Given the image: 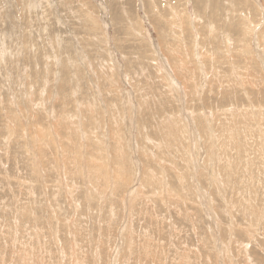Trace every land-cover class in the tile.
<instances>
[{"label": "rangeland", "instance_id": "rangeland-1", "mask_svg": "<svg viewBox=\"0 0 264 264\" xmlns=\"http://www.w3.org/2000/svg\"><path fill=\"white\" fill-rule=\"evenodd\" d=\"M263 38L264 0H0V264H264Z\"/></svg>", "mask_w": 264, "mask_h": 264}, {"label": "bare ground", "instance_id": "bare-ground-1", "mask_svg": "<svg viewBox=\"0 0 264 264\" xmlns=\"http://www.w3.org/2000/svg\"><path fill=\"white\" fill-rule=\"evenodd\" d=\"M213 5V4H212ZM12 9H14V8H12ZM212 9V8H211ZM208 10V9H207ZM204 11V10H203ZM206 12V11H205ZM220 15V14H219ZM262 15V14H261ZM223 16V15H222ZM216 17V16H215ZM223 19V18H222ZM232 23V22H231ZM244 23V22H243ZM232 26V25H231ZM235 26V25H234ZM236 27V26H235ZM243 27V26H242ZM234 31V30H233ZM241 33V32H240ZM244 34V33H243ZM238 37V36H237ZM219 38V37H218ZM264 39V38H263ZM211 68V67H210ZM210 70V69H209ZM188 72V71H187ZM178 74V73H177ZM180 74V73H179ZM196 75H197V73H196ZM199 77V76H198ZM172 79H173V77H172ZM181 90V89H180ZM187 90V89H186ZM181 92V91H180ZM231 96V95H230ZM182 99V98H181ZM116 100V99H115ZM182 101V100H181ZM194 101V100H193ZM178 102V101H177ZM234 105V104H233ZM183 106V105H182ZM222 106V105H221ZM190 107V106H189ZM234 107V106H233ZM180 109V108H179ZM227 110H229V108L227 109ZM239 111V110H238ZM60 117V116H59ZM58 119V118H57ZM93 119V118H92ZM203 120V119H202ZM211 122V121H210ZM43 125H45V124H43ZM200 125V124H199ZM91 126V125H90ZM45 127V126H44ZM13 131V130H12ZM186 131V130H185ZM186 133V132H185ZM22 134V133H21ZM18 135V134H17ZM207 135V134H206ZM19 136V135H18ZM92 137V136H91ZM53 139V138H52ZM93 139V138H92ZM189 143V142H188ZM32 144V143H31ZM115 144V143H114ZM36 145V144H35ZM88 145V144H87ZM93 145V144H92ZM89 147V146H88ZM115 147V146H114ZM80 148V147H79ZM257 151V150H256ZM260 151V150H259ZM104 163V162H103ZM189 194V193H188ZM178 195V194H177ZM188 199V198H187ZM181 200V199H180ZM182 203V202H181ZM184 203V202H183ZM59 204V203H58ZM139 209V208H138ZM177 214V213H176ZM112 256V255H111ZM116 256V255H115ZM114 260V259H113Z\"/></svg>", "mask_w": 264, "mask_h": 264}]
</instances>
